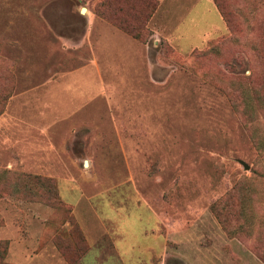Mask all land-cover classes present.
<instances>
[{
    "label": "rangeland",
    "instance_id": "374dc122",
    "mask_svg": "<svg viewBox=\"0 0 264 264\" xmlns=\"http://www.w3.org/2000/svg\"><path fill=\"white\" fill-rule=\"evenodd\" d=\"M221 4L0 0V264H264V0Z\"/></svg>",
    "mask_w": 264,
    "mask_h": 264
},
{
    "label": "trees",
    "instance_id": "16d2710c",
    "mask_svg": "<svg viewBox=\"0 0 264 264\" xmlns=\"http://www.w3.org/2000/svg\"><path fill=\"white\" fill-rule=\"evenodd\" d=\"M215 1H216V3H217L218 7L220 8V10H221V12H222V14H223V16H224L226 22H227L228 25L230 26L231 30H233V28H232V20H231L230 12L227 11V10L225 9V7L223 6V4H221V0H215ZM127 30L130 31V32H132V30H130V29H127ZM215 209L218 211V213H219L220 215L228 216V215H226V214H223V211H224L225 207H223V208H221V207L217 208V207H216ZM223 217H224V216H223ZM232 222H233V221L230 220V219L227 218V217L222 218V223H223L226 227H230V228H232V229H234V230H236V231L239 230L240 227H241V225L239 226V225L237 224V225L234 226V224H233ZM263 253H264V252H263ZM262 257L264 258V254H263Z\"/></svg>",
    "mask_w": 264,
    "mask_h": 264
},
{
    "label": "water",
    "instance_id": "95a60500",
    "mask_svg": "<svg viewBox=\"0 0 264 264\" xmlns=\"http://www.w3.org/2000/svg\"><path fill=\"white\" fill-rule=\"evenodd\" d=\"M82 11H83V12H86V9L83 8ZM243 163H244V165H245V168L248 169V168H249V165H248L246 162H243ZM86 165H88V161H86Z\"/></svg>",
    "mask_w": 264,
    "mask_h": 264
}]
</instances>
